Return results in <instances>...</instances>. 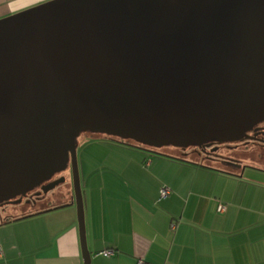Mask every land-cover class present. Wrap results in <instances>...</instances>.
<instances>
[{"label":"water","instance_id":"water-1","mask_svg":"<svg viewBox=\"0 0 264 264\" xmlns=\"http://www.w3.org/2000/svg\"><path fill=\"white\" fill-rule=\"evenodd\" d=\"M263 121L264 0H50L0 19V207L71 165L84 264L82 132L186 150Z\"/></svg>","mask_w":264,"mask_h":264},{"label":"crops","instance_id":"crops-1","mask_svg":"<svg viewBox=\"0 0 264 264\" xmlns=\"http://www.w3.org/2000/svg\"><path fill=\"white\" fill-rule=\"evenodd\" d=\"M47 1L0 0V19ZM90 144L100 153L85 148L81 161L92 264H264V148L210 156ZM73 193L29 215H0V264H84Z\"/></svg>","mask_w":264,"mask_h":264},{"label":"flooded vegetation","instance_id":"flooded-vegetation-1","mask_svg":"<svg viewBox=\"0 0 264 264\" xmlns=\"http://www.w3.org/2000/svg\"><path fill=\"white\" fill-rule=\"evenodd\" d=\"M248 135L253 137V139H244L242 141L235 142V143L219 144L217 142H211V143L203 145L202 147H190L186 150L181 149V152L187 153L188 150H193V151L198 152L199 154H205V155L212 156V155H216L221 149H225V148L233 149V147L234 148L238 147V148L243 149L242 151L243 154H253V155L262 154V152L258 151V149L260 150L264 148V121L257 124L252 130H250L248 132ZM69 169L71 170V165H69L66 171H68ZM64 172L56 174L55 176H53L52 179L47 180L44 184L47 185L51 182L61 179L64 176ZM66 179L68 180V177H66ZM62 184L56 186L53 190L49 191L46 194L42 192V185L28 192V194L23 198V201L20 203V205L27 204V206H30V207H20L21 214L29 215V214H32L33 212L42 210V208L44 209V205H46V203L48 205L50 204L49 202H46L49 196L56 194L57 193L56 189H58ZM9 204H14V203L5 202L0 208L4 212H6L8 210L7 206Z\"/></svg>","mask_w":264,"mask_h":264},{"label":"rangeland","instance_id":"rangeland-1","mask_svg":"<svg viewBox=\"0 0 264 264\" xmlns=\"http://www.w3.org/2000/svg\"><path fill=\"white\" fill-rule=\"evenodd\" d=\"M110 140H114V141H118V142H123V143H127V144H132L134 146H137V147H141V148H145V149H150V150H156V151H159V152H166V151H171V152H179L180 153V148H176L174 146H163V147H160V148H152V147H149V146H146V145H140L137 144L136 142L132 141V140H120L118 139L117 137H114V136H108L106 134H103V133H87V132H82V134L77 138V143H78V150H77V153H78V162H79V169H80V176H81V180H82V183H83V179H82V165H81V161H82V157H83V152L86 151L85 148L88 150L89 147L93 146V144H90V143H94L95 141H109ZM92 149L90 150V152L94 153V155L96 156H99V151H97V148L96 147H91ZM231 149V148H230ZM188 151H191V150H188ZM64 176L68 177V180H66L65 183H63L58 189H56V191L58 193H65L66 190L68 191H74L73 189V175H72V171L69 169L68 171H65L64 172ZM82 193H83V200H84V186H82ZM74 195V193H73ZM74 197V196H73ZM73 201H75V197L73 199ZM86 206V202L84 200V207ZM9 208V210H11V208H14L16 209V213L17 214H21L20 212V207L21 205L20 204H9L7 206ZM75 207H76V210H77V204L75 202ZM0 215H3V214H7V212H4L1 208H0ZM9 215V214H8ZM6 217V216H5Z\"/></svg>","mask_w":264,"mask_h":264},{"label":"built area","instance_id":"built-area-1","mask_svg":"<svg viewBox=\"0 0 264 264\" xmlns=\"http://www.w3.org/2000/svg\"><path fill=\"white\" fill-rule=\"evenodd\" d=\"M170 192H171V189L169 187H167V186H164L161 189L160 195L163 198V197H166L168 194H170ZM217 210L219 212L225 211L226 210V205L224 203L218 204ZM114 253H115V250L113 248H111V249H105V250L101 251L99 254H102V255H105V256H111ZM139 264H144V260L143 259L139 260Z\"/></svg>","mask_w":264,"mask_h":264},{"label":"trees","instance_id":"trees-1","mask_svg":"<svg viewBox=\"0 0 264 264\" xmlns=\"http://www.w3.org/2000/svg\"><path fill=\"white\" fill-rule=\"evenodd\" d=\"M119 139V138H118ZM120 140H123V139H120ZM123 143V142H122ZM125 144H127V143H125ZM130 145H132V144H130ZM140 146V145H139Z\"/></svg>","mask_w":264,"mask_h":264}]
</instances>
